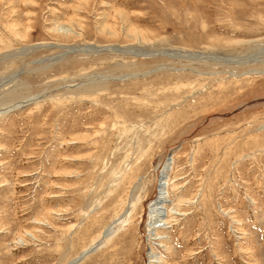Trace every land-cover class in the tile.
<instances>
[{"label": "rangeland", "instance_id": "rangeland-1", "mask_svg": "<svg viewBox=\"0 0 264 264\" xmlns=\"http://www.w3.org/2000/svg\"><path fill=\"white\" fill-rule=\"evenodd\" d=\"M83 252L264 264V0H0V264Z\"/></svg>", "mask_w": 264, "mask_h": 264}, {"label": "bare ground", "instance_id": "bare-ground-1", "mask_svg": "<svg viewBox=\"0 0 264 264\" xmlns=\"http://www.w3.org/2000/svg\"><path fill=\"white\" fill-rule=\"evenodd\" d=\"M37 47H39V46H34V47L28 48V49H26L24 51L33 50V49H35ZM62 49H66L67 52H72V53L73 52L90 53V52H96V51H100V50L101 51H108V52H110V51L126 52V53L128 52L124 48H119L117 46L116 47H96V46L84 45V46L72 47V48L71 47H65V48L63 47ZM112 53H114V52H112ZM172 53L173 54H177L178 53L177 55H181V56H185V57H194V58H198V59L202 58V54L201 53H193V52L192 53L191 52L190 53L189 52L188 53L181 52L182 54H180L179 52H172ZM127 54H124V55H127ZM118 55H120V54H118ZM202 59H204V58H202ZM89 84L91 86L92 83L90 82ZM96 84H97V82H96ZM97 86H96V88H98ZM94 87H92V88H94ZM92 88H91V90H93ZM97 90H100V89H97ZM7 111H9V110H7ZM2 112H5V111H1V114H2ZM172 163H173L172 157H170V158L167 157L162 163H160L158 165L157 170H156L157 175H158L157 187H156L155 196L152 199V202L150 204L151 206H149V211H148V214H149V219L148 220H150L149 221L150 222L149 226L151 227V234L154 235V236H156L154 239H159L160 238V237L157 236L156 232H157L158 229L162 228V226L165 225V220H164L165 212L164 211H166V205L169 204V192H168V187H169V171L171 170V164ZM154 232H155V234H154ZM102 235H103L102 236L103 240L104 241H107L110 233L106 229L102 233ZM88 253L89 252H83L81 255H79L78 257H76L74 260H72L68 264H74L76 261L81 260L85 256H87ZM152 256L153 255L149 256V259L152 258ZM154 258H155V256H154ZM155 259H157V258H155ZM151 263H154V261L148 260V263L147 264H151Z\"/></svg>", "mask_w": 264, "mask_h": 264}]
</instances>
